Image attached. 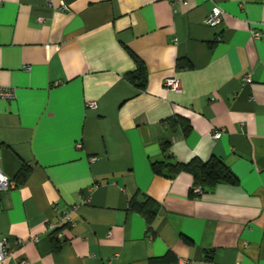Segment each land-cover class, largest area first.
<instances>
[{
    "label": "crops",
    "instance_id": "crops-1",
    "mask_svg": "<svg viewBox=\"0 0 264 264\" xmlns=\"http://www.w3.org/2000/svg\"><path fill=\"white\" fill-rule=\"evenodd\" d=\"M51 1L0 0V86L16 90L0 98V169L31 168L0 191L2 264H264V0ZM137 59L145 89L127 79ZM163 139L168 160L215 155L236 182L196 194L191 173H156ZM148 197L150 220L131 205Z\"/></svg>",
    "mask_w": 264,
    "mask_h": 264
},
{
    "label": "trees",
    "instance_id": "trees-1",
    "mask_svg": "<svg viewBox=\"0 0 264 264\" xmlns=\"http://www.w3.org/2000/svg\"><path fill=\"white\" fill-rule=\"evenodd\" d=\"M138 67L134 72L127 74V79L138 86L141 89H145L147 85V68L145 64L137 59ZM169 129L172 132L181 130L184 134H187L191 129V123L182 116H172L168 118ZM171 140L163 139L161 147L165 160L153 162V170L156 173L164 175L169 178H173L181 171H187L194 177L193 192L196 188H200V192L212 188L219 182H236V176L231 168L218 156H212L208 160H202L200 158H194L190 162L184 163L179 160H168L171 155L170 151ZM31 168L28 165H24L18 172L15 180L18 184H22L27 181L30 175ZM132 208L144 214L147 219L150 220L157 213V204L151 198H146L143 202L133 200ZM51 239L53 241L55 249L60 248L62 239L55 235V232L51 233Z\"/></svg>",
    "mask_w": 264,
    "mask_h": 264
},
{
    "label": "built area",
    "instance_id": "built-area-1",
    "mask_svg": "<svg viewBox=\"0 0 264 264\" xmlns=\"http://www.w3.org/2000/svg\"><path fill=\"white\" fill-rule=\"evenodd\" d=\"M49 5H53L51 0H47ZM59 8L62 11H66L68 9V5L65 2H61ZM225 12L224 10L219 6H214L209 15L206 18V23L213 27V28H219L224 20ZM254 38H261L263 36V33L258 30L252 31ZM220 37V34L218 35ZM26 69H30V66H26ZM245 82L251 81V74H247L245 76ZM164 86L167 89L179 91L181 89V80L174 76V77H168L165 79ZM0 98L7 99V100H13L16 98V90L13 87H6V86H0ZM89 106L95 108L97 106V102H89ZM223 130L221 129H215L213 130V137L216 139H219L222 136ZM78 147H81V143L77 144ZM2 158L1 154V143H0V159ZM91 160L98 161L100 160V157L94 156L91 157ZM15 180L10 178L8 175H6L1 169H0V191L7 190L13 186H15ZM196 192H200V188L195 189ZM61 220L66 223V225L72 224V219L70 217V211H66L60 214ZM48 229L51 231V233L55 232V235L60 239H65V232L62 226H59L55 223H49ZM9 251L7 250V238L2 237L0 234V264L4 262L6 257L8 256ZM18 264H31L27 260H22Z\"/></svg>",
    "mask_w": 264,
    "mask_h": 264
}]
</instances>
